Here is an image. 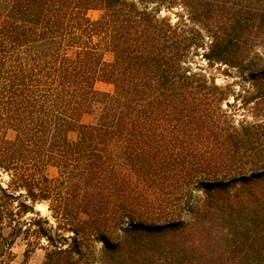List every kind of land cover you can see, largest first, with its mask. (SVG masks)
I'll return each instance as SVG.
<instances>
[{
	"label": "trees",
	"instance_id": "16d2710c",
	"mask_svg": "<svg viewBox=\"0 0 264 264\" xmlns=\"http://www.w3.org/2000/svg\"><path fill=\"white\" fill-rule=\"evenodd\" d=\"M26 234L45 264H264V0H0V264Z\"/></svg>",
	"mask_w": 264,
	"mask_h": 264
},
{
	"label": "rangeland",
	"instance_id": "374dc122",
	"mask_svg": "<svg viewBox=\"0 0 264 264\" xmlns=\"http://www.w3.org/2000/svg\"><path fill=\"white\" fill-rule=\"evenodd\" d=\"M101 12L98 10H91L88 12V16L92 20H96L100 17ZM175 21V17L173 16ZM224 71V68H214L213 72L217 75V83L219 85H227V84H234L233 89H235L236 93H241L242 87L240 84L235 83L233 80L225 79L221 73ZM96 88L100 91L105 92H112L113 86L105 84V83H97ZM234 99H230V103H233ZM91 117L89 115H85L83 117V122L87 123L91 121ZM71 139L76 138L75 133L70 134ZM47 174L50 178H55L58 175V172L55 168H48ZM34 207V214L30 213L28 217H37L40 215L43 219H49L51 223H53V219L51 217V212L49 210V203L47 202H37L33 205ZM69 236V233L65 234ZM28 235H22L19 237L13 245L12 252L13 258L9 264H45L46 254L48 251L52 249H56L57 246L61 245H52L49 241L45 238L41 239L38 244L32 245L31 247L28 245L29 240L27 239ZM63 245H67L69 243L62 242ZM27 252V253H26Z\"/></svg>",
	"mask_w": 264,
	"mask_h": 264
}]
</instances>
